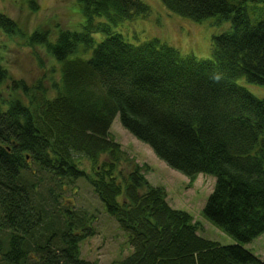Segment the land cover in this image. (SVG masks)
I'll list each match as a JSON object with an SVG mask.
<instances>
[{
  "label": "trees",
  "instance_id": "obj_1",
  "mask_svg": "<svg viewBox=\"0 0 264 264\" xmlns=\"http://www.w3.org/2000/svg\"><path fill=\"white\" fill-rule=\"evenodd\" d=\"M75 1L86 18L81 31L26 37L44 48L58 80L49 88L13 81L6 99L0 88V264H96L80 256L95 216L60 205L79 179L126 236L131 252L112 264H264L244 246L264 233V99L234 83L264 88V0H160L194 22L230 23L213 37L209 59L157 39L133 45L113 32L110 25L149 11L141 0ZM0 30L25 37L2 13ZM1 63L0 87L9 80ZM117 116L190 183L214 178L202 214L235 244L202 238L190 214L169 206L164 188L144 177L147 167L132 164L112 139Z\"/></svg>",
  "mask_w": 264,
  "mask_h": 264
},
{
  "label": "rangeland",
  "instance_id": "obj_2",
  "mask_svg": "<svg viewBox=\"0 0 264 264\" xmlns=\"http://www.w3.org/2000/svg\"><path fill=\"white\" fill-rule=\"evenodd\" d=\"M29 1L0 0V13L14 20L25 35L24 38L9 37L0 30L1 64L7 70L9 77V80L0 87L4 99L8 98L13 81L21 80L27 86L41 82L45 88H49V80L55 82L58 80L57 66L44 48L26 44V37L30 33L37 29L48 31L49 38L53 40L55 33L57 34L60 29L79 32L85 25L86 18L80 4L75 0H33L37 6L35 12L30 10ZM141 1L149 9L145 15L110 25L113 32L120 34L126 42L133 45L157 39L183 56L209 59L213 37L230 30L229 22H217L215 17L194 22L169 12L160 0ZM253 13L254 10H250L249 16L252 22ZM99 22L105 20L101 17L94 18L95 24ZM93 37L97 42L104 38L100 33L94 34ZM234 83L245 88L256 98L264 99L263 87L250 84L244 78H238ZM110 135L132 164L147 167L144 177L150 185L164 188L169 206L187 212L195 222L199 223V236L221 245L235 244L233 238L210 224L202 214L203 206L214 187L213 177L200 174L193 183H190L188 177L170 169L147 145L137 141L125 131L118 116L110 127ZM81 166L89 172V164L85 160L81 161ZM122 166L125 172L126 163ZM64 191L60 205L75 210H85L96 219L93 224L94 236L81 243L80 256L83 260L96 264H112L131 252L125 234L106 213L103 204L84 179L75 181ZM244 246L264 263V233Z\"/></svg>",
  "mask_w": 264,
  "mask_h": 264
},
{
  "label": "clouds",
  "instance_id": "obj_3",
  "mask_svg": "<svg viewBox=\"0 0 264 264\" xmlns=\"http://www.w3.org/2000/svg\"><path fill=\"white\" fill-rule=\"evenodd\" d=\"M213 78L216 79V80H219L220 79V75L219 74H216V75H214Z\"/></svg>",
  "mask_w": 264,
  "mask_h": 264
}]
</instances>
